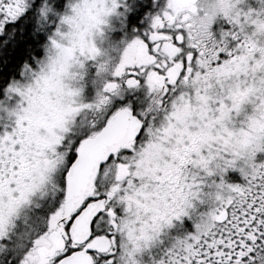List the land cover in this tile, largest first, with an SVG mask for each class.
Listing matches in <instances>:
<instances>
[{"label": "snow or ice", "instance_id": "snow-or-ice-1", "mask_svg": "<svg viewBox=\"0 0 264 264\" xmlns=\"http://www.w3.org/2000/svg\"><path fill=\"white\" fill-rule=\"evenodd\" d=\"M0 264H264V0H0Z\"/></svg>", "mask_w": 264, "mask_h": 264}]
</instances>
